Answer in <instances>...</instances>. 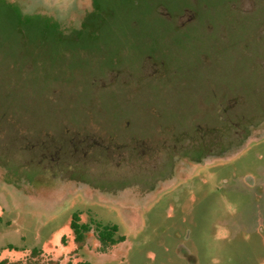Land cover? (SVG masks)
<instances>
[{"label":"rangeland","instance_id":"obj_1","mask_svg":"<svg viewBox=\"0 0 264 264\" xmlns=\"http://www.w3.org/2000/svg\"><path fill=\"white\" fill-rule=\"evenodd\" d=\"M93 1L0 0V264H264V34L247 41L245 53L199 46L198 64L183 48V79L199 82L182 87L194 100L176 114H145L152 79L135 72L142 59L129 57L146 42L144 31L133 35L137 45L104 29L101 39L88 33L87 44L63 38L101 26L86 20ZM219 1L95 0L109 5L113 27L133 3L136 18L161 4L181 8L190 16L179 25L204 42L213 25L202 17L223 14ZM228 1L221 6L229 14L256 0ZM137 20L127 26L159 25ZM165 48L171 66L180 58ZM82 121L87 133L77 129ZM76 213L92 227L81 248L71 228ZM97 225L118 226L123 241L105 250Z\"/></svg>","mask_w":264,"mask_h":264},{"label":"flooded vegetation","instance_id":"obj_2","mask_svg":"<svg viewBox=\"0 0 264 264\" xmlns=\"http://www.w3.org/2000/svg\"><path fill=\"white\" fill-rule=\"evenodd\" d=\"M236 1L237 0H229L227 3H232L234 7L233 2H236ZM223 2L222 1L213 2L214 7H216L223 14H217L216 12V13L202 17V19H204L203 20L204 23H205V20H207L208 23H211L213 25V28L206 29V30H209V32L206 33L207 35L206 39L208 42L202 41V36H200L199 31L197 29H191L190 27H184L182 25L181 26L179 25L183 17H185L186 20H189L188 16H190L188 13L187 15H185V13L181 11V8H179V10L176 11L175 13H171V12H166L165 7H163L162 6L163 4H161L159 6L154 7L150 11L147 8L148 11H143L141 14L136 13L137 14V18H136L132 16V14L135 12V10H133L135 4L133 3V4H130V6L128 7L129 9H131V11L123 10L120 16L118 17L116 16V19L119 20L118 22H120L122 26L113 27V25H111L110 23L112 21H115L114 20L115 18H113L114 13L111 11V8L109 7V5L108 6L106 5L105 7H101L98 3L95 2V0L93 1L94 6H92V8L90 7V10H88V15L86 16V20L88 21V17H93L96 20L101 21L100 22L101 26L95 27L93 29H90L89 27H86V26H82L81 28L69 30L68 34H64V37L63 36L62 37L64 39L66 38L71 39L72 42L76 44L77 42L84 40V43L87 44L86 41H87L88 33L95 34V36L98 35L97 36L98 39L100 35V39H101L102 38L101 31L103 32V29H104V31H107V33L113 34L112 38L114 39H117V37L115 38L114 36L115 33H118V32H120L121 34L123 32L128 33L127 36H128V39L130 40V44L133 45L135 44L133 35H135V33L139 32L140 30L144 31V33L146 34V42L139 44V45L135 44L137 45L139 50H135V47H136L135 46L134 49L131 52H129L130 58L132 59L136 58L139 60L142 59L139 67L136 68L138 70L135 71V68L134 69L131 68L130 72L135 71L137 73H141V70H142V72L146 73L145 74L146 77L144 76L145 78L152 79L151 81L152 85H148L146 92H145L144 97L148 100V105L146 106V111L144 110L143 113L145 114L155 113V114H160V115L161 114H176L181 111L182 106L187 105V103H185V105H182L183 102H185L186 100H194L193 96L195 94L191 91L186 90V87L184 88L182 86L187 85V84L196 85L199 82L198 80L189 81V80L183 79V76H182L183 66L178 64L179 62H182L181 58H182L183 48L186 49L184 54L185 55L187 54L188 55L187 57L191 55L194 56L193 53L198 52L197 48H199V46L208 48L211 46L212 43L221 44L220 46H222V48H225L227 46L232 47L231 45H237L239 47L238 49H243V52L245 53L246 47L244 45H246V42L247 41H250L251 43L255 42L258 39H261V37L264 34V26L261 25L262 23L261 18L264 12V8L262 6V3H263L262 0L254 1L255 5L253 7H250L251 8L250 10H246L244 7H242L241 9V1H240V5L237 7V9H240L239 12L231 10V13L229 14L226 11H224V9L221 6V3ZM161 8H164L165 10L164 11L160 10ZM190 10L192 11L193 9L190 8ZM97 12L99 16L97 15ZM140 15L143 17V19L145 18L148 20L150 19L153 23H156L159 25L157 27H152V25L149 22L148 23L150 25L146 22L147 26H143V27H140V26L128 27L127 26V22L130 20H135L138 23H141V21L137 20L138 18H140ZM226 15L228 17H226ZM225 18H227L228 21H226ZM155 32H157V34L164 32V36L167 39L175 40L174 41L175 43L160 42V40H157L158 37L155 35ZM165 33H167L169 37ZM221 34H223L224 36L223 39H220L218 37V35H221ZM114 39H110V40H114ZM239 39L242 45L239 43ZM20 40L22 43L21 45L24 46V48L26 46H30V44L28 43L29 41L25 40V37L24 38L22 37V39ZM188 40H190V42H188ZM33 44L43 45L42 43L38 44V41ZM113 44L114 43L109 44L110 50L113 47ZM92 45H95V44H92ZM166 46L174 47L175 56L177 58H180V59L174 60V63L172 62L173 64H171V66H169L168 62L166 61L167 57L164 58L165 56L163 54H160V53H163L162 52L163 50H166L165 48ZM90 47L91 45L88 48ZM47 48H51L52 51L56 50L54 45H50V47H47ZM110 50H107L104 48V51L106 52L108 57L110 56V53H109ZM140 52H142V54ZM53 55L58 56L56 53H54ZM110 57H114V56H110ZM194 63L195 64L199 63L198 57L195 58L194 56ZM172 67L175 68V71L172 70ZM173 77H175L174 81L171 80ZM169 83L171 84L175 83L178 86V90L173 93L169 89V87H165L164 89L161 90L160 88L157 89L153 86L155 84H169ZM183 97H187V98L183 99ZM158 99H166V100L174 99L176 100L177 105L164 106L163 104L161 107H159L158 106L159 102L156 101ZM134 109L137 110V108H134ZM139 112H142V109ZM191 112L192 111H190V113ZM78 115L79 116L85 115V113H80ZM85 122L86 121L79 122L80 128H77V129H79V131H83L87 133L88 129L90 128L88 127L89 123H85ZM147 129L150 130L149 128ZM86 135L87 134L80 135V137H77V140L81 141V143L83 142L86 143L87 139L89 138V136H86ZM95 142L99 143V142H102V140L96 139ZM196 151L199 152V150H196ZM202 152H205V151H202Z\"/></svg>","mask_w":264,"mask_h":264},{"label":"trees","instance_id":"obj_3","mask_svg":"<svg viewBox=\"0 0 264 264\" xmlns=\"http://www.w3.org/2000/svg\"><path fill=\"white\" fill-rule=\"evenodd\" d=\"M81 217L79 214H75L72 221H71V228L74 232L75 235V241L78 244L79 248L83 246L86 240V235L91 231V226L87 224H81ZM98 229V239L103 244L106 246L107 250V245L110 247L116 246L119 243L123 241L122 237H117V234L119 232L118 226H106V227H101L100 225H97ZM1 251V250H0ZM34 252H38L37 250H34Z\"/></svg>","mask_w":264,"mask_h":264},{"label":"crops","instance_id":"obj_4","mask_svg":"<svg viewBox=\"0 0 264 264\" xmlns=\"http://www.w3.org/2000/svg\"><path fill=\"white\" fill-rule=\"evenodd\" d=\"M119 244H120V243H119ZM119 244H118V245H119Z\"/></svg>","mask_w":264,"mask_h":264}]
</instances>
